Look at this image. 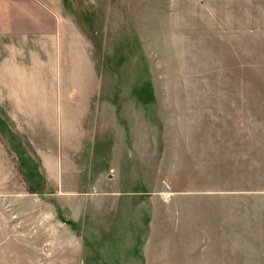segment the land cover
I'll list each match as a JSON object with an SVG mask.
<instances>
[{
    "label": "rangeland",
    "instance_id": "obj_1",
    "mask_svg": "<svg viewBox=\"0 0 264 264\" xmlns=\"http://www.w3.org/2000/svg\"><path fill=\"white\" fill-rule=\"evenodd\" d=\"M54 1L97 94L70 153L0 112V264H264V0Z\"/></svg>",
    "mask_w": 264,
    "mask_h": 264
},
{
    "label": "crops",
    "instance_id": "obj_2",
    "mask_svg": "<svg viewBox=\"0 0 264 264\" xmlns=\"http://www.w3.org/2000/svg\"><path fill=\"white\" fill-rule=\"evenodd\" d=\"M67 21L54 0H0V35L9 38L25 37L23 50L7 41L5 45L8 54L4 55L0 51V112L12 121L16 129L22 132L28 129L36 131V139H31V142L36 140L40 143L46 140L48 136L37 133L39 131L49 133L51 127H56L57 140L55 142L53 140L54 144L51 148L53 154L56 144H64V151L70 153L73 136H77L80 140V136L84 134V118L90 112L97 94L95 65L84 40L82 43L80 38L64 41L50 38L49 41H43L44 44L40 42V32L45 36H55L51 32L61 34L64 30H75L76 34L69 35V38L80 37L78 29ZM41 47L45 59L41 57ZM75 67L78 69L80 67V70L75 71ZM49 71L56 72L57 83L54 90L49 84ZM74 73H77L79 78L74 77ZM31 76L38 77L39 89L34 88L29 95L22 80ZM80 78L83 79L82 82L74 80ZM76 83L81 86L77 87ZM35 97L37 103L30 104L29 98ZM35 105L37 106L34 107ZM19 112H23L26 116V124L23 123V115ZM68 143L70 145H67ZM36 150L39 157L43 158L39 149ZM59 152L61 155L57 158L61 160L71 157L63 154L62 150ZM47 171L49 181L56 178L59 181V188L55 186L54 189L65 190L62 177L60 179L59 176L72 175L73 170L58 164L56 169L53 166Z\"/></svg>",
    "mask_w": 264,
    "mask_h": 264
},
{
    "label": "trees",
    "instance_id": "obj_3",
    "mask_svg": "<svg viewBox=\"0 0 264 264\" xmlns=\"http://www.w3.org/2000/svg\"><path fill=\"white\" fill-rule=\"evenodd\" d=\"M1 119V118H0Z\"/></svg>",
    "mask_w": 264,
    "mask_h": 264
}]
</instances>
